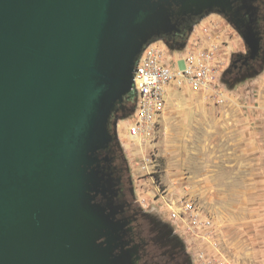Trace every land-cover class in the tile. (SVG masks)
<instances>
[{
	"label": "water",
	"instance_id": "water-1",
	"mask_svg": "<svg viewBox=\"0 0 264 264\" xmlns=\"http://www.w3.org/2000/svg\"><path fill=\"white\" fill-rule=\"evenodd\" d=\"M216 7L231 5L0 0V264H133L115 253L122 176L100 156L116 140L112 117L134 95L145 46L179 28L175 15ZM247 10L233 25L257 59L264 36Z\"/></svg>",
	"mask_w": 264,
	"mask_h": 264
},
{
	"label": "rangeland",
	"instance_id": "rangeland-1",
	"mask_svg": "<svg viewBox=\"0 0 264 264\" xmlns=\"http://www.w3.org/2000/svg\"><path fill=\"white\" fill-rule=\"evenodd\" d=\"M152 43L172 66L180 55L197 57L213 47L217 81L205 89L173 83L154 140L128 136L133 101L112 117L130 199L148 229L179 246L181 264H193L190 246L170 221L168 208L185 196L213 219L220 249L233 264H264V40L263 54L250 70L233 66L247 46L216 12L199 21L183 45Z\"/></svg>",
	"mask_w": 264,
	"mask_h": 264
},
{
	"label": "built area",
	"instance_id": "built-area-1",
	"mask_svg": "<svg viewBox=\"0 0 264 264\" xmlns=\"http://www.w3.org/2000/svg\"><path fill=\"white\" fill-rule=\"evenodd\" d=\"M169 62L156 43L146 45L139 57L134 72V112L128 127L131 140H154L160 134L171 84L194 89L212 88L216 84L219 64L213 47L204 49L197 57L179 56L175 66ZM168 209L170 221L190 246L193 264H233L220 249L213 219L193 198L185 196L180 205L169 204Z\"/></svg>",
	"mask_w": 264,
	"mask_h": 264
},
{
	"label": "flooded vegetation",
	"instance_id": "flooded-vegetation-1",
	"mask_svg": "<svg viewBox=\"0 0 264 264\" xmlns=\"http://www.w3.org/2000/svg\"><path fill=\"white\" fill-rule=\"evenodd\" d=\"M231 7L226 8L225 11L222 8L216 7L210 13H204L203 15H195V13H189L187 15H175L173 21L178 24V29L165 33L161 39L165 40L169 45L180 46L186 43L191 30L196 24L207 17L211 13H219L224 16L230 23H241L242 19L244 23L253 19L248 12V7L255 9V26L257 30L264 36L263 21H264V0H228ZM239 9H242L238 11ZM263 52L260 54L262 56ZM247 52L240 57V60L233 66L235 68H247L248 70L254 67L255 62L258 59H247ZM130 98H126L125 101L117 106L116 111L113 114L116 115L119 112H126L129 109ZM101 158L106 156L112 158L111 162L103 160V164L106 166L111 165L114 171V176H122L123 183L121 186L120 196L116 198L118 204L124 203V209H120L117 214V220L125 223L121 230V243L116 248L115 253L117 255L125 252L129 255L133 264H181L180 249L175 242L165 243L161 233H153L145 225L144 214L140 210L136 201L130 199L132 196V187L124 180L127 167L122 161V156L119 151V145L115 141L111 147L101 153ZM105 201V200H103ZM174 242V243H173Z\"/></svg>",
	"mask_w": 264,
	"mask_h": 264
},
{
	"label": "trees",
	"instance_id": "trees-1",
	"mask_svg": "<svg viewBox=\"0 0 264 264\" xmlns=\"http://www.w3.org/2000/svg\"><path fill=\"white\" fill-rule=\"evenodd\" d=\"M130 99H131V101H133V107H134V103H135V99H136V93H134L133 97H131ZM133 110H134V108H133Z\"/></svg>",
	"mask_w": 264,
	"mask_h": 264
},
{
	"label": "crops",
	"instance_id": "crops-1",
	"mask_svg": "<svg viewBox=\"0 0 264 264\" xmlns=\"http://www.w3.org/2000/svg\"><path fill=\"white\" fill-rule=\"evenodd\" d=\"M180 54H181V53H180ZM180 54H179V55H180ZM180 56H181V55H180ZM172 85H173V84H171L170 87L168 88L167 99H168L169 91H171L170 88H171ZM166 107H167V102H166Z\"/></svg>",
	"mask_w": 264,
	"mask_h": 264
}]
</instances>
